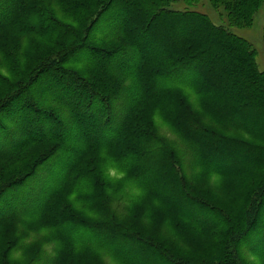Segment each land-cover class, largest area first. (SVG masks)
I'll use <instances>...</instances> for the list:
<instances>
[{"label": "trees", "instance_id": "16d2710c", "mask_svg": "<svg viewBox=\"0 0 264 264\" xmlns=\"http://www.w3.org/2000/svg\"><path fill=\"white\" fill-rule=\"evenodd\" d=\"M178 1L97 0L92 9L88 0H3V57L14 53L16 40L4 39L13 28L50 32L59 47L17 81L0 73V197L56 155L62 172L30 207L0 208V264L16 263L17 249L35 264L48 242L52 264H106L105 253L117 264H254L241 256L246 245L264 264V177L237 210L195 186L197 173L224 178L228 192L264 174V71L250 40ZM210 2L242 28L264 7ZM156 115L192 153L191 173ZM106 160L124 177L112 180ZM130 185L140 195L120 218L112 203Z\"/></svg>", "mask_w": 264, "mask_h": 264}, {"label": "rangeland", "instance_id": "374dc122", "mask_svg": "<svg viewBox=\"0 0 264 264\" xmlns=\"http://www.w3.org/2000/svg\"><path fill=\"white\" fill-rule=\"evenodd\" d=\"M96 1L97 0H88V2L90 3V7H92V9L93 7L96 6L97 4ZM6 4H7L6 2L0 0V20L2 19L1 17H4L5 13L3 11L7 9ZM173 7L178 9H184L189 7L192 9H197L202 12H205L214 21L220 24H224L225 26L234 30L237 34L250 40L256 51V60L259 69L264 71V39H263L264 38L263 37L264 7L260 11V13L256 16V20L253 23V25L244 28L234 25V23H232V21L230 20L229 18L230 16L228 15L227 11L223 8H218L213 6L210 0H193L191 1V3L187 2L186 0H179L173 5ZM55 9L57 10V8ZM57 15L60 14L57 13ZM99 27L100 29L97 30V35L100 36L102 35L104 37V34L108 30L106 28L105 23H103ZM3 31L4 30H2L0 33H2ZM11 38L16 40L15 42H17L15 43V46H13L15 54L13 53L12 57L9 59V57L5 58L3 57V54L0 53V73L4 75H8V78H10L9 81H17L19 78L22 77V75H24V73L28 72L30 69L36 66L42 59H44L45 56L54 53L59 47V45L55 43V38L53 37V34L50 32L43 33L39 36L32 34L21 36V33L18 32L17 29L13 28L11 31H8L4 36V39L6 40ZM10 60L11 62H9ZM12 64L15 65L17 69L14 72V74L10 73L11 68L9 66H11ZM73 67L89 75L87 71L88 66L75 64L73 65ZM0 82L3 85L0 87V96H2L6 93L8 87L5 83H3L1 76H0ZM123 102L122 100L119 101V103L121 104ZM155 121H156V125L159 128L158 130L159 133L176 142L177 148L185 158L187 172L191 173L190 160L192 159V155H191L192 153L190 152L186 144H184L180 140V138L171 131V129L167 125V122L164 120V118L161 115H156ZM4 122L8 125L7 121ZM104 157L108 159V156L106 154H104V156L103 155L101 156V158ZM22 163L23 160L21 159L15 160L14 162L10 163L9 166H6L5 170L6 172H8L10 169H13L14 167L17 168ZM59 163H60V159H58L57 155L54 156V158L48 160L43 166L39 167V170L37 171L36 175L26 180L23 186L16 188L13 191H8L4 196H1L0 208H4L12 205L16 208H20V210L22 211V208L30 207L31 205L35 204L36 202L34 200L39 196V194L44 189L54 186V183L57 182L58 175H60L62 172L61 167L58 166ZM104 163L107 164V170H108L107 172L109 173V176L112 178V180H117L120 179L121 177H124L123 173H121L119 169L113 165V163H110L108 160H106ZM199 175L197 173L195 186L199 187L200 189L203 190V192L208 194L207 196L208 198L215 197L214 199H216L217 203L224 205L229 210H235V209L237 210L240 207H242L246 203L247 195H245V198L242 200H239L238 196H240L242 192H245V194L250 192L252 188L251 184L253 182V179L254 180L257 179L254 182L255 184L257 182H260L261 179L264 177V174L261 173L257 174L253 172V174H250L248 178L242 179L240 182L235 181L233 183V186H231L232 187L231 191L228 192L229 184L224 182L225 181L224 178L214 176L213 174H208L206 176L207 178L205 179V182H201V180L199 179ZM3 180L5 179H1L0 182ZM207 181H209V183ZM114 184H116V182ZM248 184L250 185V187ZM130 186L127 189L129 193L128 197L126 196L124 199L116 198L112 203L113 210L120 218H123L122 215H124L127 212L131 202L134 201V199H136L140 195V192L135 188V185L131 187ZM26 216L28 217L29 215L26 214ZM26 216L24 217L26 218ZM22 220L25 222L27 221V219L24 218H22L21 221ZM19 226H21L20 231L22 232L23 229L24 230L26 229L27 224L20 223ZM46 235H48L47 229L45 232L42 231V232L30 233V236L27 239H25L23 243L28 244L31 243L32 241L35 242L37 239H41L42 236H46ZM55 247H56L55 244L52 242L45 243L43 245V252L41 254V258L40 260H37L35 264H52V258L56 252ZM241 254H242L241 256L245 258L248 262H253L254 264H262V262L254 254L250 252L249 245H246V247L242 249ZM26 255L27 254H25L21 249H17L16 251H14L12 254L13 261L16 262L14 264H26L30 259V257H26ZM103 259L105 260L106 264H117L116 261H114L113 258L108 253L104 254Z\"/></svg>", "mask_w": 264, "mask_h": 264}]
</instances>
